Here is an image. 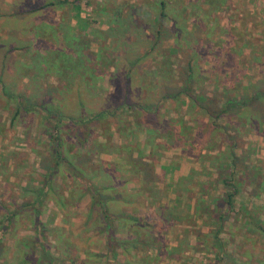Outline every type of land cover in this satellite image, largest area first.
<instances>
[{
	"label": "rangeland",
	"instance_id": "obj_1",
	"mask_svg": "<svg viewBox=\"0 0 264 264\" xmlns=\"http://www.w3.org/2000/svg\"><path fill=\"white\" fill-rule=\"evenodd\" d=\"M44 1L0 0V264H47L40 256L39 248L30 250L37 238L41 242H46L48 252L58 257L60 264H74L82 258L83 260L88 259L87 261L94 259L90 255L86 256V252L109 257V253H106L104 246L100 244L93 245L91 250H89L91 246L88 249L78 246L81 244L69 246L73 241L72 238L78 240L75 236L82 234V232L74 234L69 228L71 218H73L72 222H77L83 218L88 197L81 199L82 203L74 204L73 189V193L69 191L71 190L70 187H73V182L63 174L65 167H61L60 172L54 178L56 190L48 191L46 187L42 188L41 193L47 191V195L45 194L46 197L43 200V212L37 217L44 227H52L47 224L48 222H51L53 227L56 225L61 227L62 230L59 233H39V227L35 233V226L38 223H35L34 211L37 210L38 205H22L38 192L45 173L43 160L48 154V143L44 135L45 125L40 119L46 113L43 111L44 108L63 114L64 119L61 125L64 131V143L62 152L64 151L68 158L75 161L74 164L80 166L79 168L88 174L90 170L95 173L99 172L105 164H111V168L115 166V163L120 166L129 164L133 168L136 167L134 160L132 161V158L129 159L125 155V151L129 152L127 147L135 144L136 140L143 152L141 157L149 155L148 160L140 157L139 159L154 166L158 178L156 180L165 183L175 180L176 176L180 174H184L192 175L194 181H211L210 176L204 174L201 161H198L197 157L193 158L181 154L179 149H171L165 146L167 144L164 137L161 136V132L155 129L148 130L150 126H157L158 121L163 117H167L173 129L178 130L184 123L186 128L183 132L186 135L189 132L194 133L196 126L200 127L201 121H207V117L196 107H189L187 104H182L176 100H168L161 102L162 107L159 113L154 115L146 112L136 114L137 112L133 109H130V112H123L117 108L123 99L122 74L126 67L123 60V50L119 49L111 56L110 53L114 51L109 52L107 50L109 52L108 58L114 60L116 66L110 65L103 58L104 61L101 63L99 61L92 75L90 72L86 73V78L80 74L71 73V67L68 69L61 67L60 69L56 68L57 66H49L48 70L38 72V69L43 67L38 61V55L51 52L48 51V48L51 49V43L60 39H64V42L61 43L59 50L68 44L65 40L70 38L71 31L76 30V28L72 30L69 23H74L77 19L76 16L84 19L82 23L77 24L79 27L76 31L82 29L87 35H82L84 36L83 42L87 43V49L96 51L99 47L98 43H103L106 47L109 46L112 39L111 32L119 33L114 28L116 27L114 18L119 11L125 18L128 10L125 6L118 8V5H124L127 1L131 4L140 0H81L78 6H49L26 14L24 17L11 15L12 12L26 8L23 2L32 6ZM153 1L141 2L146 9L140 23L143 27L142 32L145 34L138 37V45H146L151 39L153 14L150 12L157 7L153 5ZM217 4L216 0H167L166 11L168 15L164 18V23L171 25L176 22L178 27L186 31L187 39L190 40L189 43L193 44L196 37H208L207 39H212L215 42L218 41L216 40L218 38L231 41L232 36L229 37L228 27H231V23L240 25L243 22V26H246L245 32L248 34L245 35L243 42H237L240 55H248L253 47L258 49L264 45V0H225L218 9H215ZM184 8L187 12L182 13ZM205 9L212 11L210 13L211 19L205 17L207 14ZM239 9H248L251 16L244 18L241 12L237 13ZM138 10L139 8L135 7L134 11L138 12ZM112 21L113 25L109 24ZM201 21L205 23H201ZM47 24L51 27H48ZM39 37L44 38L45 42H39ZM200 38L197 40L201 41ZM172 39L170 37L166 41H162L163 43H172ZM20 46H24L25 49L20 48ZM5 49H10V51L4 60L2 56ZM155 50L152 51L153 54ZM213 57L215 56H211L209 61L205 59L201 63V71H197L201 77H206V81L200 82V86L206 87L209 94L214 91L213 86L209 83L211 73L209 69L212 65L219 67V62L215 61L216 58ZM47 58L49 59V57ZM146 63L149 65L148 72L151 71L150 75L147 76L150 79L157 77V74L154 73L156 69L161 75L173 77L172 66L168 62L162 67L164 73L161 67L159 69L153 61L150 62V59H145V65ZM143 69L144 67H141L138 73H142ZM107 70L110 71H108L110 75ZM98 71H103L105 75L102 78H96L95 74ZM74 72L76 71L74 70ZM235 73L243 86L248 81L264 79L263 69L248 64L237 67ZM157 93V88L153 86L143 87L137 81H131L130 98L132 101L153 102L155 98H158ZM15 95H21V100L29 103L30 107L22 109L14 118V110L17 104L13 101L12 96ZM80 101L84 104L83 114H81ZM99 110H106L108 114L105 115V119L100 124L94 122L86 125L87 129L90 130L88 143L87 146L80 144L75 135L72 134L73 124L66 118L75 120L84 115L87 119ZM130 115L138 119L139 125L134 122V118ZM52 121H56L54 117ZM159 127L161 128V126ZM129 128L134 131V134L126 137V131ZM111 132L114 135L109 137ZM242 132L245 134L237 138L235 151L244 158L246 163H258L264 158V136L249 130ZM215 134L216 132L209 133L205 126L197 141L186 143L190 146H187V149H190L192 154L205 153L209 155L204 161V167L211 173L215 171L213 164H210L209 161L211 159L210 154L216 155L219 151L225 152L226 149L224 139L216 137L209 141V138L214 137ZM229 135H233V133L231 132ZM148 139H150V144L144 145L147 144ZM120 148L122 149L120 150ZM134 151L133 155L136 157V150ZM224 156L225 153L222 155V159ZM118 174L128 178L127 181L131 184L129 186L131 189L137 188V175L132 170L130 172L122 170V173L119 172ZM211 178L214 180L215 175H211ZM211 189V192L216 194L225 191L220 184ZM241 194L244 195L242 199L245 200L238 197L235 209H239L242 205L247 208L249 206L264 207V193L252 196L248 190L242 189ZM60 197L61 202L58 203L57 199ZM170 197L172 196L170 195ZM132 200L131 197L130 201ZM16 205H22L20 212H16ZM9 211L17 214L13 215L14 217L11 218L9 224H6L5 218L9 217ZM230 216L224 221L220 233V237L223 238L229 248L230 262L233 264H264V255H261L264 251L262 240L258 239L253 231L250 232L247 227H243L240 221L241 215L230 214ZM94 225H99L96 215L91 216L87 225L89 230L86 233H92ZM158 227H161L159 222L156 228L160 229ZM194 228L195 231L199 230V237H194L191 234L182 236V239L185 238L192 247L191 250L185 249L184 252L186 253H183L186 262H173V264H225V261L215 262L210 249L212 245L205 242L208 237L203 236L212 231L213 226L211 228L210 225L198 220ZM210 237L212 236L210 235ZM171 243L174 244V242ZM183 247L188 248L186 242L183 243ZM132 256L130 254L122 256L119 253L117 258L120 261L125 258V261L129 262L133 260ZM104 259L105 257H100L99 261ZM163 263L168 264V261Z\"/></svg>",
	"mask_w": 264,
	"mask_h": 264
},
{
	"label": "trees",
	"instance_id": "obj_2",
	"mask_svg": "<svg viewBox=\"0 0 264 264\" xmlns=\"http://www.w3.org/2000/svg\"><path fill=\"white\" fill-rule=\"evenodd\" d=\"M80 1L45 0L41 4L32 6L23 2L26 8L12 12L11 15L24 17L26 14L49 6H78ZM144 1H135L131 4L127 1L124 5H118V8L125 6L128 10L127 16L123 18L122 12L119 11L116 18H114L116 26L114 28L119 33L111 32L112 39L109 46L106 47L103 43H98L99 47L96 51L88 50L87 43L82 40L84 36H72L65 40L68 44L59 50L61 43L64 42V39H60L51 43V49L48 48V51L54 54L52 62L45 54L38 55V61L43 65V67L38 69V72L45 71L44 68L47 67L48 62L55 65L61 63L66 69L71 67V73L80 74L83 78H86V73L90 72V75H92L99 61L101 63V61L106 60L110 65L116 66V62L108 58L109 52L114 51L110 53L111 56L117 50H123V60L126 66L122 74L123 99L117 108H120L123 112H130V109H133L137 112L136 114L146 112L154 115L159 113L162 107L161 102L168 100H176L182 104H187L189 107H196L207 117V121H201L200 127L196 126L194 133L189 132L190 134L186 135L183 132L186 128L184 123L178 130L176 128L173 129L167 117H163V119L158 121L157 126H150L148 130L155 129L161 132V136L164 137L167 144L165 146L171 149H179L181 154L193 158L197 157L198 161H201L204 174L210 176L211 181H194L192 175H178L175 180L165 183L156 180L158 178L154 166L140 161L144 158L148 160L149 155L141 157L143 154L142 149L135 140V144L127 147L129 152L125 151V155L129 159L132 158V161L134 160V166L136 167L132 171L137 176L139 175L142 180L140 182V190L129 192L127 189H118L117 191L116 189L120 183H114L116 178L114 168L109 169L107 173L100 170L98 173L89 171L90 173L88 174L74 164L75 161L68 158L64 151L62 152L64 131L61 124L64 116L59 111H50L44 108L43 111L46 113L40 119L42 124L45 125L46 131H44V135L48 143V154L43 160L45 173L40 182L41 185L38 192L33 194L22 205H38L36 207L37 210L34 211L35 223H38L35 226V233L38 227L39 233H59L62 230L61 227L57 225L53 227L51 222L47 224L52 227H44L37 217L43 212V200L47 195V191L41 193L42 188L46 187L48 191L56 190L54 178L60 172V168L65 167L63 174L73 182V187H70L71 190L69 191L72 192L73 189L74 199L89 198L83 218L69 224V228L74 234L82 232L80 236H75L78 240L70 237L73 241L71 240L72 242L69 246L81 244L78 246L88 249L89 246L100 244L104 246L106 253H109V257H107L86 252V256L90 255L94 259L87 261L88 259L83 260L82 258L80 261L74 262V264L100 262V257H105L100 264H116L119 260L117 258L119 253L122 256L128 254L132 256L133 254L132 261H125V258H123L125 264H161L164 261L174 260L179 263L180 261L186 262L183 253H186L184 252L186 251L185 249L191 250L192 247H190V243L188 244L185 238L182 239V236L191 234L194 237H199V230L195 231L194 228L198 220L210 225L211 228L213 226V230L203 236L208 237L205 242L212 245L210 249L214 255L215 262L225 261V264H233L229 260V248L223 238L220 237L223 223L231 217L230 214L241 215L240 221L243 227H247L250 232L253 231L257 238L262 240V249L264 250V207L249 206L247 208L242 205L243 207L240 206L239 209H235L237 205L236 199L238 197L244 198V195L241 194L242 189L248 190L252 196L264 193V158L261 161L259 160L258 163L248 164L235 151L237 138L245 134L242 132L243 130H249L264 136V79L248 81L243 86L235 73V69L244 64L264 70V45L258 49L253 47L248 55H240L237 42H243L245 35L248 34L245 32L246 26H243V22L240 25L231 23V27H228L229 37L232 36L231 41L218 38L216 39L218 41L215 42L212 39H207L208 37H196L193 44L189 43L190 40L187 39L186 31L178 27L176 22L171 25L164 23V18L168 15L166 11L167 0H154L153 5L157 6L156 9L151 12L147 10L153 14L151 21V31L153 33L150 36L149 45H138V37L145 34L142 32L143 27L140 24L143 19V13L146 10L142 6L145 3ZM141 2L143 3L141 4ZM224 2L225 0H216L218 4L215 9H218L219 5ZM137 5L140 6L137 7ZM135 7L139 8L138 12L134 11ZM205 10L207 13L205 17L211 19L210 13L212 11L209 9ZM183 12H187L185 8ZM238 12H241L244 18L251 16V12L248 9H239L237 10ZM77 19L84 21L80 16H77ZM110 23L113 25V21ZM201 23L205 22L201 21ZM170 37L173 38L172 43H163ZM198 38L201 41H198ZM39 42L43 43L45 39L39 37ZM20 48H24V46H20ZM153 50H155L154 54L152 53ZM9 51L10 49L4 50L2 56L4 60L7 58ZM211 56H215L213 58H216L214 60L219 62V67L212 65L209 69L211 71L209 83L214 88L212 94H209L206 87L200 86V82L206 81V77H201L197 71H201V63L205 59L209 61ZM103 58L104 60H102ZM145 59H150V62L153 61L154 65L158 66L159 69L161 67L163 73L162 67L168 62L172 66L171 73H173V77L161 75L156 69L154 73L157 74V77L150 79L147 76L150 75L151 71L148 72L147 68H149V65L147 63L145 65ZM141 67H144V69L142 73H138ZM109 72L108 74L110 75ZM137 73L139 74L138 76L136 75ZM95 75L96 78H102L105 73L98 71ZM132 80L137 81L143 87L153 86L157 88L158 98H155L153 102L146 100L132 101L130 98ZM21 97V95L12 96L13 101L17 104L14 110V118L22 109L30 107L29 103L21 100ZM80 105L81 114H83L85 110L83 102L80 101ZM31 109H34V107H31ZM107 114L106 110H99L91 114L87 119H85L84 115L75 120L69 117L66 119L73 124L71 130L76 140L80 144L87 146L90 130L87 129L86 125L94 122L100 124ZM130 116L139 125L138 119L133 115ZM53 117L56 120L55 122L52 121ZM205 126L208 128L209 133L216 132L214 137L211 136L209 138V141L212 138L219 137L226 142L225 152L222 150L216 155L209 153L211 157L209 161L214 166V173L207 171V168L204 167V161L207 160L209 155L205 153L192 154L191 150L187 149V146H190L186 145L187 142L194 143L197 141ZM231 132L233 135H229ZM126 133L125 136L130 137L134 134V131L129 128ZM112 135H114L113 132L109 133V137H112ZM146 143L144 145L150 144V139ZM134 150H136V157L133 155ZM224 153L225 156L222 159ZM139 157L142 159H139ZM211 175H215L214 180ZM219 184L224 187L225 191L220 194L211 192V188H215ZM131 197L133 198L132 201H130ZM57 201L58 203L61 202V197ZM120 201L128 203V207L126 209L121 208L123 206H121ZM22 205H16V212H20ZM113 205H117L118 208L114 209ZM9 212V217L5 218L6 224H9L11 218L17 214L13 213V211ZM92 215L97 216L99 225H94L93 232L88 234L86 233L89 230L87 225ZM158 222L161 224V227H158L160 229L156 228ZM210 235L212 237L209 238ZM171 242H174V244ZM185 242L188 248L183 247ZM46 245V242H41L37 238L30 250H34L37 247L39 248L40 256L47 264H60L58 257L48 252ZM261 255H264V251ZM108 260L114 263H110Z\"/></svg>",
	"mask_w": 264,
	"mask_h": 264
},
{
	"label": "crops",
	"instance_id": "obj_3",
	"mask_svg": "<svg viewBox=\"0 0 264 264\" xmlns=\"http://www.w3.org/2000/svg\"><path fill=\"white\" fill-rule=\"evenodd\" d=\"M76 18H77V16H76ZM80 24V23H82V21H79L78 19H75V22L74 23H72V22H70L69 24H70V26L69 27H71L72 28V30H73V28L75 29L76 28V30H77V28L79 27H77V24ZM48 24H51V23H48ZM47 24V26L48 27H51L50 25H48ZM61 26V25H60ZM71 31V36L70 37H82V35H84V31L82 30V29H79L78 31ZM83 33V34H82ZM59 36H61V35H59ZM75 41V40H74ZM45 56L46 57H49V59H50V62H52V59H53V56H54V54H53V52H49V53H45ZM48 65H47V67L46 68H44L45 70H48V67L49 66H52V67H56V68H60L61 69V67H63V64H61V63H58L59 65H55V64H52V63H47ZM64 68V67H63ZM77 165V164H76ZM78 166V165H77ZM112 166H114V165H112ZM78 167H80V166H78ZM120 167H122V168H120ZM114 169V172L116 173V174H118L119 172H121L122 173V170H124L125 172H130L131 170H133L134 168L132 167V166H130L129 164L128 165H123V166H120V165H116V163H115V166L113 167ZM109 169H111V164L110 165H108V164H105V166L103 167V169H102V171L104 172V173H107V172H109L108 170ZM91 171V170H90ZM118 171V172H117ZM161 171H162V169H161ZM92 172V171H91ZM98 173V172H97ZM93 174V173H92ZM181 175V174H180ZM182 175H184V174H182ZM122 176H124V175H122ZM122 176H120V174H118V175H116V178L114 179V183H120V185H119V187H117V191H118V189L119 190H124V189H127L129 192H136L137 190H139V188H140V182L142 181L141 179H140V177H139V175L137 176V188L136 189H131L129 186L131 185V184H129V182L127 181L128 180V178L127 177H122ZM115 177V176H114ZM113 177V178H114ZM96 179H97V177H96ZM134 194V193H133ZM136 195V194H135ZM81 199H84V197H82ZM86 202H89V198H87V200H86ZM121 203V206H123V207H121V208H124V209H126L127 207H128V203H125L124 201H120ZM77 203H82V200H80V199H75V201H74V204H77ZM113 204H115V203H113ZM116 204H118V203H116ZM113 208L114 209H116V208H118L117 207V205H113ZM129 209V208H128ZM69 220V219H68ZM72 221H73V218H71V222L70 223H72ZM91 248L92 247H90L89 248V250H91ZM108 262H110V260H108ZM173 262H175V261H168V264H173ZM110 263H114V262H110ZM90 264H100V262H92V263H90ZM116 264H125V261H120V260H118L117 262H116ZM161 264H164L163 262L161 263Z\"/></svg>",
	"mask_w": 264,
	"mask_h": 264
}]
</instances>
